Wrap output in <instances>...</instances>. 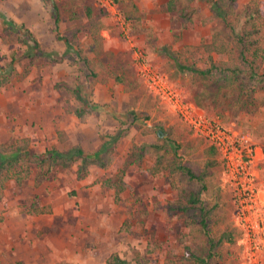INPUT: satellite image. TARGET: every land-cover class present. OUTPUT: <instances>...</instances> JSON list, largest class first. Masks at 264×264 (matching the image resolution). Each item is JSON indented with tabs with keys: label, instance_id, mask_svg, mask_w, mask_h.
<instances>
[{
	"label": "rangeland",
	"instance_id": "rangeland-1",
	"mask_svg": "<svg viewBox=\"0 0 264 264\" xmlns=\"http://www.w3.org/2000/svg\"><path fill=\"white\" fill-rule=\"evenodd\" d=\"M173 1L169 10L170 0H0V145L27 144L0 175V264H106L116 251L129 264H190L183 213L156 206L177 199L181 179L149 172L154 158L141 147L160 141L161 131L180 143L175 149L167 140L165 159L199 171L209 143L153 94L143 66L163 74L187 104L248 134L264 170V83L237 75L219 89L223 74L178 68L208 69L202 43L220 22H204L209 0L188 1L195 10L186 23L177 10L187 2ZM248 1L238 0L239 9ZM259 38L264 48V26ZM74 89L88 101L80 116ZM116 134L108 166L90 165L81 179L79 159L49 168L51 159L39 158L75 148L91 157ZM214 170L209 192L196 191L208 211L207 264H249L246 226L218 157Z\"/></svg>",
	"mask_w": 264,
	"mask_h": 264
},
{
	"label": "trees",
	"instance_id": "trees-1",
	"mask_svg": "<svg viewBox=\"0 0 264 264\" xmlns=\"http://www.w3.org/2000/svg\"><path fill=\"white\" fill-rule=\"evenodd\" d=\"M185 1L187 4L180 7L177 13L181 21L186 23L192 20L195 8L188 5V1L192 0ZM209 2L212 13L204 19V22L216 20L220 23L211 28L208 40L202 43V48L206 53L208 69L200 70L192 66H185L179 62L177 63L178 68L200 74L212 72L223 74V81L217 85L219 89L227 83L231 84L237 75L264 83V67L262 64L264 61V48L261 46L259 38V34L264 26V2L250 0L244 3L241 9H239L238 0H209ZM167 4L169 10L174 9L173 0H170ZM52 6L55 9V19L58 21L56 7ZM77 31L76 28L70 32L72 39L71 46L77 44ZM27 36V40L33 44L32 47L38 49V43L32 34L28 32ZM70 45L68 44L69 47ZM76 52L87 62V58L82 57L79 50H76ZM214 53L218 56L227 55L228 59L215 60L213 57ZM64 55L66 53L59 56L57 60H61ZM26 56L31 57L29 53ZM78 92L79 89L72 91L79 101L75 114L80 116L83 114L84 108H87L88 101L83 99L82 95ZM160 132H157V137L161 138L160 141L145 143L141 147L142 151L150 153L154 158V165L149 169V172L158 174L163 169H166L181 179V182L176 187L177 199L171 202L158 203L156 206L165 209L169 214L176 212L183 213L184 222L187 227V245L184 248L186 259L190 264H207L208 259L204 255L206 252L204 239L207 236L206 215L208 211L196 191L199 185L200 190L203 193H207L212 185H214L212 182L215 175L214 168L217 165L216 147L213 144L206 145L203 149L204 164L202 169L195 171L188 166L182 165L178 160L175 161L174 158H171V160L165 159L161 151L168 149L169 144L167 140H170L174 144L173 146H176L175 149L180 147V143L176 142L170 135L169 137H162ZM119 136L116 134L111 136L109 140L104 141L99 148L92 152L91 157L86 156L83 149L75 148V150L70 152H57L51 149L48 152L49 155H39V158L42 160L49 157L51 159L48 163L49 168L55 162L66 164L79 159L80 163L78 164L77 173L78 178L81 179L90 165L99 167L108 166L114 156L111 145ZM26 146V141L22 140H17L8 145H0V175L5 169H9L14 164L17 165L19 163L20 156L23 154ZM24 154L27 160H31V157L28 156V151L25 150ZM17 179L20 180V177L18 176ZM208 239L209 243L215 244L210 237ZM17 264L21 263L18 262ZM106 264H129V261L120 256L116 251L109 254L106 258Z\"/></svg>",
	"mask_w": 264,
	"mask_h": 264
},
{
	"label": "built area",
	"instance_id": "built-area-1",
	"mask_svg": "<svg viewBox=\"0 0 264 264\" xmlns=\"http://www.w3.org/2000/svg\"><path fill=\"white\" fill-rule=\"evenodd\" d=\"M142 72L152 93L168 99L196 133L216 147L217 157L234 190L233 203L246 226L245 248L249 264H264V170L259 169L260 145L248 134L224 126L198 107L187 104L180 91L167 83L158 70L143 66Z\"/></svg>",
	"mask_w": 264,
	"mask_h": 264
}]
</instances>
